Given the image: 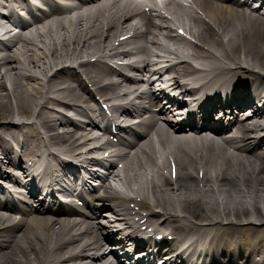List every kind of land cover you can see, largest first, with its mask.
<instances>
[{
    "label": "bare ground",
    "instance_id": "1",
    "mask_svg": "<svg viewBox=\"0 0 264 264\" xmlns=\"http://www.w3.org/2000/svg\"><path fill=\"white\" fill-rule=\"evenodd\" d=\"M194 2L204 12H208L209 19L219 27L220 31L218 33L214 32L213 38H211L213 30L210 27V29L207 28L208 25H205L203 19L194 16L190 11L186 14L182 11V8L179 10V4L172 5V8L176 10L177 14L182 15L183 19L185 18V24L190 33L197 35L205 42L209 39L215 41V44H209L211 47L209 46L208 48L213 55L217 52L215 57L217 60L226 56L236 66L242 68L250 70L264 68V7L250 9L246 7L249 4L241 2V0H215L210 2L207 0H194ZM96 12L98 10H91V12L83 13L84 16L77 14L71 19L60 17L57 22L54 23L53 21L51 27L43 23L39 28L35 29L38 38L29 37L26 32L15 35L10 34L11 30L7 31L6 34L10 35L9 42L3 44V48H0V124L7 120L0 127V152L5 157H7L5 155L6 147L3 145L6 142L5 137L7 135H14V131H20V135L28 136L27 141L23 143V146L26 147L39 137L42 127H56L55 122L58 118L47 111H43L44 104L50 100L48 89L49 91H56L62 94L57 95L60 98L66 99V96H72L74 101L88 100L84 96L86 93L77 84L69 81V73L63 72L65 68L54 69V67L57 68L56 65H63L67 61L80 64L81 58L84 56L89 58L102 55L103 35L105 32L109 33L112 30L114 22L110 20L107 30H105L108 20L105 18L101 23V14ZM90 16L93 21L89 18ZM55 24L56 26H53ZM162 41L166 43L165 45L177 49L184 57L191 58L190 60L199 57L202 61H206L202 57L203 54L199 56L194 54V52H186L180 46L177 38L172 39L163 36L159 42ZM163 48L166 49L165 46ZM177 58V55L170 56L168 61ZM53 71L54 73H52ZM29 74L36 75L35 77L39 81L29 82L27 79ZM50 74L53 77L50 78ZM95 76L96 80L102 82L101 76L96 74ZM24 115L32 121L26 124L14 125V120ZM241 122L238 125L241 129L237 130L236 133H247L250 130L253 131V129L261 130L264 128V113L255 121L242 120ZM156 125L157 123L154 122L152 127ZM179 127L178 125L175 128L178 129ZM258 132L255 131V133ZM160 133L161 136L157 132L160 137L156 144L153 142L144 143L140 149L143 151L148 148L156 155H160L161 157L156 159L158 166L163 165V163L166 166V160L169 155L174 157L179 170L178 174H180L177 178V190L179 192H177L175 186L166 176L149 163L150 160L147 159L148 162L146 159L138 157V160L131 162L130 159L128 173L131 174V171H134L133 175L138 184H142L143 179H146V190L150 195L148 199L144 197V203L164 210L166 215L164 221L170 223L169 220H171L173 223H178L182 222L183 219L178 215L177 205L183 206L180 203H183L186 198L193 200L192 205L194 206L190 205L193 208L183 212L190 216H195L196 209L194 207L196 205H200L205 210L206 214L203 221L205 225L198 230L205 233L209 243H217L218 239H220L219 236L222 234L230 235L236 233V229L230 224L223 226L219 223L225 217L229 218L232 216L235 220L257 219L262 224L259 226L250 224L245 235L248 239L254 238L255 244L260 243V239L264 235V190H259L255 194L254 187H251L252 191L248 195L236 191L237 185L230 173L231 163L228 161L233 158L246 159L248 160L246 168L254 167L255 164L251 161L252 157L250 155L245 156L239 152L231 151L226 146V144H229L236 149L250 147L249 138L238 135V143L228 138L225 143H209L206 137L174 135L163 128L160 129ZM262 135L260 134L259 136ZM63 137H65L64 133L58 134L59 139ZM188 142H190V146L186 150ZM136 155H141V153L137 152L135 157ZM221 159H224L222 162H224L226 169V175L223 177L225 181L221 184L222 188L212 190L217 197H210L211 190H209L206 191L203 198L200 192L202 191L204 179L199 181V169L202 167H217L213 163L217 162L219 164ZM222 166L219 165L213 175L208 171L205 172V180H208L211 176L212 178L219 176ZM237 166L242 167L240 162ZM259 168L263 169L262 165ZM191 170H196V176L190 172ZM256 172L259 184L264 186V183H262L264 176L260 175L257 170ZM246 174L244 170L242 175L245 176ZM113 175L117 176V173L113 171ZM186 175L189 178L188 181L186 180ZM113 180V177L110 181L108 176H105L103 182L109 181L111 183ZM189 181L194 184L195 188L190 185ZM227 182L229 187L225 190L224 185ZM253 182L254 180L251 179L250 183ZM131 183L132 181H130ZM166 197L171 200H167ZM171 201L175 202V204L170 206ZM188 203L192 202L188 201ZM235 203H237V206L234 207ZM31 211L32 209L28 208L23 212L26 216L31 215V218L27 220L11 221L12 217L7 218L0 215V264H60L62 262L59 257L62 258L65 254L58 256L57 253L52 251L56 248V245L61 246L63 244L66 239V236H63L65 232L66 235H69L77 232L80 228H77L76 224H72L70 221L46 215H37ZM17 222L19 223L16 224ZM22 222H26V226ZM174 228L179 234H183L185 232L184 229H186L181 226L179 228L175 226ZM85 234L86 231L75 242H82ZM83 242L86 244L83 247L87 246L89 251L99 248L98 241L94 235H91ZM50 244H52V247L47 251ZM65 248H67L66 245L56 249L60 251V249L63 250ZM106 256L105 252L100 249H98L97 253L91 255L94 258L92 260H99L104 264H106ZM236 256L242 257L243 255L236 253ZM217 264L237 263L235 260H223Z\"/></svg>",
    "mask_w": 264,
    "mask_h": 264
}]
</instances>
